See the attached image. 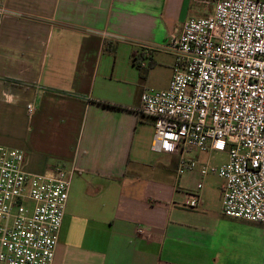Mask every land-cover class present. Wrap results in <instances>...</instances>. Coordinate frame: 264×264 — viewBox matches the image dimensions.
<instances>
[{
	"label": "crops",
	"instance_id": "1",
	"mask_svg": "<svg viewBox=\"0 0 264 264\" xmlns=\"http://www.w3.org/2000/svg\"><path fill=\"white\" fill-rule=\"evenodd\" d=\"M214 1L0 0V146L31 174L75 169L53 264H264V224L225 216L222 183L200 173L223 152H189L180 175L181 150L154 152L141 113L170 85L169 37Z\"/></svg>",
	"mask_w": 264,
	"mask_h": 264
},
{
	"label": "built area",
	"instance_id": "2",
	"mask_svg": "<svg viewBox=\"0 0 264 264\" xmlns=\"http://www.w3.org/2000/svg\"><path fill=\"white\" fill-rule=\"evenodd\" d=\"M214 2L210 15L169 37L170 85L145 92L141 113L154 120V152L167 142L181 150L180 175L197 167L184 159L191 151L227 152L226 163L201 175L222 180L225 216L264 224V0ZM9 14L0 7V27ZM24 164L21 150L0 146V264H53L75 169L48 177ZM198 192L188 207L199 206Z\"/></svg>",
	"mask_w": 264,
	"mask_h": 264
},
{
	"label": "rangeland",
	"instance_id": "3",
	"mask_svg": "<svg viewBox=\"0 0 264 264\" xmlns=\"http://www.w3.org/2000/svg\"><path fill=\"white\" fill-rule=\"evenodd\" d=\"M214 7L215 6L213 5H208L206 6V9L212 12ZM167 73L168 71L165 69V67H159L158 70L156 71L157 76L162 77L161 79L163 80L167 78ZM227 161H228V154L225 152L214 154L212 157V165L215 167H220ZM208 183L212 187L216 188L217 186H220L222 180L218 176L210 174L208 177Z\"/></svg>",
	"mask_w": 264,
	"mask_h": 264
},
{
	"label": "trees",
	"instance_id": "4",
	"mask_svg": "<svg viewBox=\"0 0 264 264\" xmlns=\"http://www.w3.org/2000/svg\"><path fill=\"white\" fill-rule=\"evenodd\" d=\"M137 66L140 69L141 74L145 76L147 70L145 68H142L140 65H137Z\"/></svg>",
	"mask_w": 264,
	"mask_h": 264
}]
</instances>
